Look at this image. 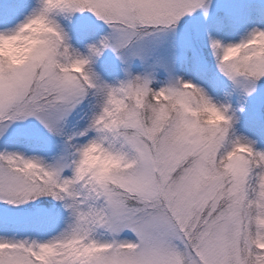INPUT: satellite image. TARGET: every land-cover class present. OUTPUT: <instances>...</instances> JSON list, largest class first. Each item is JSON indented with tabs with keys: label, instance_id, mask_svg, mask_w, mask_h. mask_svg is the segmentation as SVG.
<instances>
[{
	"label": "snow or ice",
	"instance_id": "obj_1",
	"mask_svg": "<svg viewBox=\"0 0 264 264\" xmlns=\"http://www.w3.org/2000/svg\"><path fill=\"white\" fill-rule=\"evenodd\" d=\"M0 264H264V0H0Z\"/></svg>",
	"mask_w": 264,
	"mask_h": 264
}]
</instances>
